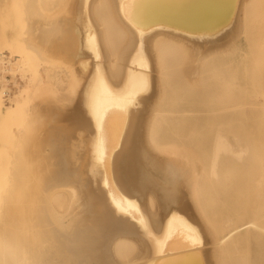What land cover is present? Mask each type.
<instances>
[{"label": "bare ground", "instance_id": "obj_1", "mask_svg": "<svg viewBox=\"0 0 264 264\" xmlns=\"http://www.w3.org/2000/svg\"><path fill=\"white\" fill-rule=\"evenodd\" d=\"M162 2L177 8H151L143 17L145 22L163 19L195 34L209 36L229 23L235 7V0ZM103 4L102 0H93L94 18L101 13ZM182 4L185 8H178ZM55 8L43 11L50 13ZM109 10L100 20L116 22L114 13ZM239 19L242 24L244 21V28L258 19L264 24V0H244L239 9ZM244 31L246 40L251 43V34ZM228 34L227 31L223 37ZM173 35L171 39H161L156 43L161 68L158 94L144 64L142 68L129 67L116 86L98 77L94 84L84 86V110L81 112L79 107L69 104V66L57 62L44 69L49 83L43 84L34 96L27 91L22 94L20 91L24 90H19L14 102L0 104V123H4L1 131H7L11 123L14 124L16 120L11 117L16 116L18 119H14L19 120L17 114L23 111L22 115H25L24 111H27L32 124L39 120L50 121L46 130L54 140L61 141V137L67 141L79 140L81 134L86 141L85 153L79 157L78 164L71 163L68 151L61 149L60 160L41 167L36 189L29 194L30 202L24 203L28 195L26 186L20 182L22 177L14 183L15 186L13 184L12 201L17 200L18 208L16 216L8 219H15L16 224L13 230L8 227L0 230V264H208L206 250L202 248L205 237L201 226L179 213L185 189L188 194L194 192L210 223L206 225L212 233L218 264H255L250 260L252 247H256L257 256L264 254V131H259L252 140L242 138L240 134L230 137L218 128L208 134L205 143L192 141L194 153L190 154L200 159L202 167L197 172L204 175L203 186L201 178L195 176L193 180L190 176L192 171L184 162L169 166L167 182L144 175L146 171V174L155 172L152 160L143 153L144 127L148 126L147 139L153 144L172 146L168 141L177 139L176 133L171 136L166 133L172 120L163 118L162 113H156L149 119L155 106L162 104L170 93L168 85L178 63L174 51L178 46L180 48L179 37ZM11 37L14 39V32ZM79 38L83 40L81 36ZM104 38L108 42L113 40L107 30ZM217 41L206 40L205 48L199 45L195 56L201 57L203 65L209 62L213 63L211 67L217 66L215 58L220 57L225 49ZM10 45L14 47L15 44ZM53 50H57L54 46L51 51L56 54ZM71 51L67 45L60 54L69 60ZM36 53L33 43L27 42L19 67L30 69L31 57H38ZM90 55L96 57L94 51ZM90 62L87 58L80 60L79 64L88 68ZM149 76L150 89H138L136 82ZM57 79L66 84L64 89L55 84ZM60 94L66 95L63 103L59 101ZM28 131V127L23 130L15 145L31 141ZM207 131L202 129L194 137L203 139ZM9 132H12L10 128ZM255 138L258 143H255ZM58 150L60 148L55 149L56 153ZM224 175L229 182V177L236 175L237 188L251 198L252 204L246 200L236 211L237 219L232 214L214 222L208 218L203 201L211 195L212 182L219 188L224 187L223 183L219 184ZM66 182H69L66 191L58 188ZM77 183L84 188L80 189L79 196L73 185ZM71 201H74L72 205ZM56 207L65 208L58 212L54 210ZM147 210L154 216L149 213L148 216ZM173 212H176L177 219L170 222ZM185 220L194 226V231H188Z\"/></svg>", "mask_w": 264, "mask_h": 264}, {"label": "rangeland", "instance_id": "obj_2", "mask_svg": "<svg viewBox=\"0 0 264 264\" xmlns=\"http://www.w3.org/2000/svg\"><path fill=\"white\" fill-rule=\"evenodd\" d=\"M37 1L39 2V0H0V52H8L11 56L15 54L18 56L9 72L11 75L19 76L22 80L20 88L12 95L5 97L0 92L2 100L0 104L14 102L19 90H24L20 91L22 94L27 91L28 94L30 93L31 96H34L43 84L49 83V80H46L48 76L45 74L44 69H47V65L51 66L57 63L44 60L43 51L37 50L36 55L38 57L32 55L30 69L26 70L27 68H21L18 65L21 64L20 57L26 52L27 42L31 41L33 43L34 37L38 34L37 28L41 17L40 13H43L44 9L48 10L51 7H57V11L59 6L65 2V0H40L41 6H39ZM102 1L104 4L101 13L96 14V23L89 16L88 27L95 28L97 26L102 34L101 45L104 46L105 50H108L106 53L107 66L115 80V84H112L113 86L121 82V78L127 68H142V64H144L143 67L151 74L155 92L158 94L161 88L159 84L161 68L159 66L156 43L161 39H171L170 36L173 34L179 37L180 41L177 38L176 40L180 42V48L178 46V49L174 51L178 57V63L171 78L172 82L168 85L170 93H167L162 104L157 105L159 107L155 106V109L151 112L152 115L149 117L151 119L156 113H162L163 118L172 120V123L167 126L168 131L166 133L168 136L176 133L174 136L177 139L171 138L168 141L173 144L172 146L153 144L147 139L148 126L144 127L143 153L147 159L150 158L152 160L155 169L154 173L151 172L152 174H150L148 172L146 174V171L144 175L147 176L149 174L154 176V178L164 179L167 182L169 166L171 164L176 166L177 163L184 162L187 168L191 169L192 173L190 176L193 180L195 176L201 178L200 181H202L203 186L205 181L202 177L204 175L202 172L201 174L197 172L202 167L200 159H195L191 155L194 153L191 146L192 141L200 140L198 142L205 143L208 139V134L218 128L223 129L230 137L240 134L242 138L248 137L252 140L259 131H264V24L258 19L255 23L245 25L244 28V21L242 24V20L239 19V9L244 0H235V7L229 23L212 36L195 34L192 30L184 29L163 19L145 22L143 17L149 13V9L174 7L162 2V0H143L139 4L138 0ZM123 2L127 4L124 6ZM174 8L177 7L175 6ZM178 8L184 9L185 6L182 4ZM132 9H135L132 14L134 26H127V23L125 24L122 21L121 16ZM108 10L112 14L114 13L115 16L113 15V17L116 22L111 19L106 22L100 20L101 16L106 14ZM58 23L59 21H55L53 18L51 21L52 29ZM243 29L245 33L251 34V43L246 40ZM106 30L112 34V42H108L104 38L103 33L105 34ZM227 31L229 34L223 37ZM13 32L15 33L14 39L11 37ZM181 38H186L187 40H182ZM214 39H218L217 44L219 46L225 47L223 49L224 52L218 57L222 59L218 60V58H215L214 64H217L216 67H211L213 63L210 64L209 62L203 65L201 57L198 58L195 55L200 46L205 48L206 45L203 46V44L206 40L214 41ZM9 44L15 45L13 47V45L9 46ZM226 51L227 53H225ZM37 75L38 78H36ZM72 79L70 75V92L67 95L69 96V104L76 105L82 112L84 110L83 94H81V91H77V86ZM31 80L35 83L33 82L32 84ZM55 84L59 89H64L66 86L63 81L58 79L57 81L55 80ZM171 87L172 90L170 89ZM59 96V101L63 103L66 100V95L60 94ZM24 112L25 115H22L23 111L20 112L22 117L17 114L19 120H17L18 117L16 116L14 118L16 117L17 119L11 117V119L16 120L14 124L13 122L11 123L12 126L8 124L10 131H12L9 133L12 135L8 133L9 128L7 129V126L5 127L7 131L5 129L1 131L4 123H0V230L3 227L13 230L16 224L15 219L12 218L11 220L8 217H15L17 214L18 202L17 200L12 201L14 198L13 184L17 183L20 177H22V180H20L21 184L26 186L25 191L27 192L26 196H28L25 198L24 203H27L30 202L28 201L30 198L29 194L36 189L37 178L44 164H51L56 162V160H60L61 149H63L65 152L68 151V159L76 165L79 157L86 150V141L83 135L80 134L79 140L67 141L65 137H61V141L54 140L51 133L46 130L50 121L46 123L44 120H39L37 123L32 124L30 121L31 115L27 111ZM0 119L2 118L0 117ZM27 127L29 130L28 134L32 137L30 144L27 141H22L18 146L15 145L16 139ZM164 128L166 127L164 126ZM202 129L209 130L203 139L194 137ZM3 131L7 132V134L4 132L5 135ZM254 141L258 143L256 138ZM68 145L69 148H66ZM56 148H60L58 153L55 151ZM200 157L201 159L203 158L202 155ZM146 158L145 160H147ZM225 175L223 181L219 183H223L224 187L219 188L217 184L212 182L210 185L211 190L209 191L211 195L203 201L208 218L212 221L214 220V222L232 214L237 219V209L241 208L246 200L248 204H252L251 198L245 196L237 188L236 175L229 177L230 182L225 180ZM67 183L69 182L62 184L58 188L66 191ZM73 185L78 191L77 196H79L81 193L80 189L83 190L84 188L79 186L78 183ZM213 191L215 192L213 193ZM183 193L182 205L179 207L181 211L177 212L201 226L200 228L205 237L203 239V247H201L206 250L205 254L207 255L208 264H218L212 244V233L207 226L210 223L204 211L200 208V204L198 205L194 192L188 194L185 189ZM73 202L71 201L70 205ZM64 208L56 207L53 209L61 212ZM149 210H147L148 212L146 211L147 214ZM149 214L148 216L153 215ZM252 248L253 252L250 253V260L255 261V264H264V254L257 256L256 247Z\"/></svg>", "mask_w": 264, "mask_h": 264}, {"label": "crops", "instance_id": "obj_3", "mask_svg": "<svg viewBox=\"0 0 264 264\" xmlns=\"http://www.w3.org/2000/svg\"><path fill=\"white\" fill-rule=\"evenodd\" d=\"M141 2L143 0H138V4ZM92 4L93 0H65L59 6V10L56 11V7L53 12L40 13L38 34L33 39L34 49L36 52L43 51L46 60L68 64L71 78L77 86V91H81V94H84L83 86L94 84L97 77L104 79L107 84H115L107 66L106 53L108 50H105L101 45L102 34L96 24L95 28L88 27L90 18L95 21L91 9ZM126 4L123 2L124 6ZM37 5L41 6L40 0L37 1ZM134 10H129L121 16L127 26H134L132 19ZM53 18L55 21H59L58 24H55L54 29L51 27ZM67 45L72 49L69 60L62 58V54H60L63 47ZM53 46L57 49L53 50L56 51V54H52ZM93 51L96 53L95 58L90 55ZM87 58L91 60L90 66L84 68L79 64V61Z\"/></svg>", "mask_w": 264, "mask_h": 264}, {"label": "built area", "instance_id": "obj_4", "mask_svg": "<svg viewBox=\"0 0 264 264\" xmlns=\"http://www.w3.org/2000/svg\"><path fill=\"white\" fill-rule=\"evenodd\" d=\"M17 57L16 55L11 56L8 52H0V92L5 97L16 92L22 83L19 76L11 75L9 72Z\"/></svg>", "mask_w": 264, "mask_h": 264}, {"label": "snow or ice", "instance_id": "obj_5", "mask_svg": "<svg viewBox=\"0 0 264 264\" xmlns=\"http://www.w3.org/2000/svg\"><path fill=\"white\" fill-rule=\"evenodd\" d=\"M136 87L138 89H143V88H149L151 87V79H150V76L147 77V78H141L139 79L137 82H136ZM177 219V214L176 212H173V214L170 216L169 220L170 222L172 221H175ZM180 219L184 220L183 217H181ZM185 227L188 229V231H194V226L191 225L190 223H188L186 220H185Z\"/></svg>", "mask_w": 264, "mask_h": 264}]
</instances>
